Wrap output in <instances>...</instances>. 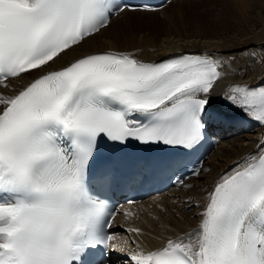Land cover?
Returning a JSON list of instances; mask_svg holds the SVG:
<instances>
[{"label":"snow or ice","instance_id":"snow-or-ice-1","mask_svg":"<svg viewBox=\"0 0 264 264\" xmlns=\"http://www.w3.org/2000/svg\"><path fill=\"white\" fill-rule=\"evenodd\" d=\"M155 11L132 0H0V264H111L117 251L125 264H264V146L204 189L197 228L149 247L130 226L133 248L112 243L116 211L97 192L111 180L105 149L135 141L192 155L225 115L217 102L264 126V84L214 97L230 64L215 54L152 62L79 51L121 14Z\"/></svg>","mask_w":264,"mask_h":264},{"label":"bare ground","instance_id":"bare-ground-1","mask_svg":"<svg viewBox=\"0 0 264 264\" xmlns=\"http://www.w3.org/2000/svg\"><path fill=\"white\" fill-rule=\"evenodd\" d=\"M197 4L205 7V10L201 9L202 12L198 11L194 19L187 18L183 22L187 10ZM207 4L208 0H173L155 12H126L116 17L109 28L89 40L79 51H129L146 61H154L177 52L215 54L230 61V64L225 65L224 70L228 76L216 86L214 97L222 96L227 87L235 82L259 86L264 79V20L258 19L260 22L255 24L256 27L254 25L246 31H236L235 26L239 21L224 22L227 13L222 16L219 10L208 12ZM176 19L179 20L180 27H175ZM22 83L24 81L17 82L16 87ZM215 106L222 109L225 105L217 102ZM261 146H264V126L258 123L250 132H239L222 140L204 163L200 176H194L184 184L193 183L194 186H181L159 196H151L129 211L135 213L134 217L121 215L117 217V223L125 227L143 228L145 236L139 239L149 247L162 243L164 236L183 234L197 228L200 220L194 213L202 210L204 197L207 196L204 189L210 190L221 175L235 168L249 154L256 153ZM208 167L210 170L205 173ZM189 198L198 202L201 208L188 203ZM187 207H192V211H185L184 208ZM154 216H158L159 220L153 219ZM126 229H122L119 236L114 238L115 246L131 249L134 245L129 237H134L135 234L128 233ZM112 258L117 264L126 262L123 251L112 253Z\"/></svg>","mask_w":264,"mask_h":264},{"label":"rangeland","instance_id":"rangeland-1","mask_svg":"<svg viewBox=\"0 0 264 264\" xmlns=\"http://www.w3.org/2000/svg\"><path fill=\"white\" fill-rule=\"evenodd\" d=\"M227 1L228 2H224L223 0H208V4L206 5V7L208 8V12L211 10H214V11L219 10V12L222 16L227 13V15H225L226 19H223L224 22H228L231 20L239 21V23L235 26V28L237 27L236 31H238V30L239 31H246V30L252 28L255 24H258L260 21L264 20V0H227ZM201 9L205 10V7H203V6L201 7L199 4H197L195 7L187 10V12L185 13V16H184V17H186V19H183V22L185 20H187V18H191V19L193 18L194 19L197 15L198 11L202 12ZM227 10H228V12H227ZM256 15H259V16H256ZM175 22L177 23V25L175 27H180L179 20L176 19ZM254 27H256V25ZM252 54H253V52H252ZM210 167H208L207 169L210 170ZM208 172L209 171H205V173H208ZM201 180L203 181L204 177H202ZM192 184L193 183H190L189 185H192ZM192 186H194V185H192ZM184 209H185V211H188L189 208L187 207Z\"/></svg>","mask_w":264,"mask_h":264}]
</instances>
